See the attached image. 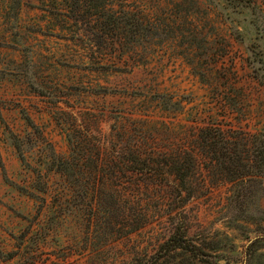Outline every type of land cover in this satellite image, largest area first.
<instances>
[{
	"label": "rangeland",
	"instance_id": "rangeland-1",
	"mask_svg": "<svg viewBox=\"0 0 264 264\" xmlns=\"http://www.w3.org/2000/svg\"><path fill=\"white\" fill-rule=\"evenodd\" d=\"M229 1L126 0L125 10L132 9L144 21L160 22L165 28L158 27L157 35L133 43L142 55L138 63L133 65L124 56L94 65L88 56L79 57L75 43L48 35L45 25L56 21L37 9L40 0H22L16 18L4 8L6 0H0V264H123L139 250L152 254L170 235L179 216L188 237L198 242L219 241L229 247L222 251L227 262L220 264L264 262L263 258L247 260L245 256L249 241L264 236V222H239L241 227H235L226 212L230 184L207 171L198 158L187 176L190 196L182 207L174 210L175 202L169 201L166 214L153 219L152 211L149 224L126 236L95 234L75 210L69 209L64 220L60 219L56 199L62 179L43 167L48 144L57 154L68 153L62 122L71 124L78 112L87 129L97 122L101 134H107L115 110H129L132 98L140 92L147 95L151 121L173 127L171 144L185 129L190 133L212 120L247 136L260 131L264 88L251 78L245 56L246 46H264V34L261 38L254 35L248 26V10ZM245 1L254 2L264 13V0ZM234 30L241 32L243 43L234 38ZM182 48L202 52L196 51L195 57L169 53ZM193 66L205 67L212 74L209 85L201 82ZM31 70L48 87L50 97H39L29 90L24 75ZM226 78L231 84L225 91L229 105L223 110L214 93L223 88ZM164 93L181 101L182 110L164 113L150 101L154 94ZM238 94H243V99L236 105ZM25 116L35 129L29 127ZM9 132L26 138L30 134V142L40 138L39 146L25 153V162L11 146ZM38 173H49L45 195L40 192L44 186L37 180ZM27 194L38 197L32 199ZM258 205L264 208L263 197ZM168 213L174 218L168 219ZM183 260L169 258L159 264H200Z\"/></svg>",
	"mask_w": 264,
	"mask_h": 264
},
{
	"label": "trees",
	"instance_id": "trees-1",
	"mask_svg": "<svg viewBox=\"0 0 264 264\" xmlns=\"http://www.w3.org/2000/svg\"><path fill=\"white\" fill-rule=\"evenodd\" d=\"M21 1L6 0L4 8L14 12L16 18ZM125 1L40 0L37 9L48 12L56 21V24L47 22L45 25L48 35L75 43L80 50L79 57L88 56L94 65H99L103 60L113 62L125 56L134 65L142 55L133 43L157 35L158 27H165L160 22L144 21L132 9L125 10ZM229 2L248 10L249 29L261 38L264 34L262 10L254 2ZM233 36L240 43L245 41L238 30L233 31ZM261 45L246 46L245 62L251 78L264 88V46ZM197 49H173L169 53L195 57L196 51L202 52ZM193 69L201 82L209 85L212 74H208L205 67L193 66ZM24 77L32 93L50 97L48 87L42 84L37 72L31 70ZM222 84L223 88H217L214 96L218 107L225 110L229 105L225 91L230 89L231 82L226 78ZM237 89L241 91L239 87ZM242 96L236 95V105L241 103ZM173 99L167 93L150 97V101L154 100L161 111L168 114L182 110L181 101ZM132 103L129 110H115L110 118L109 132L104 135L98 130L97 122H92L93 128L87 129L79 120L78 112L72 117L71 124L62 122L67 155L57 154L50 144L46 146L48 154L43 167L46 172H56L62 179L56 199L60 219L64 220L71 209L77 211L79 218L84 219L97 235L134 233L149 224L152 211L153 219L166 214L164 208L169 201L175 202L174 210L182 207L190 196L187 194V176L198 158L207 171L230 184L226 212L235 227H241L239 222H264V208L258 205L259 199L264 198V121L260 131L247 136L237 128L212 120L190 133L185 129L171 144L169 137L175 131L170 124L158 125L151 121L147 95L140 92L139 97L132 98ZM24 119L30 128L35 129L28 116ZM29 136L20 137L9 132L10 144L22 162H25V153L30 147L39 146L40 138L36 136L30 142ZM161 137L167 140L162 141ZM48 174H37V180L44 186L40 191L43 195L48 187ZM27 195L32 199L38 197ZM168 214V219L174 218ZM262 241L264 236L249 241L245 247L247 260L264 259V252L258 254L264 249ZM227 248L219 241L198 242L196 238L188 237L185 222L179 216L174 220L170 235L152 254L139 250L123 264H159L176 257L190 263L220 264L221 261L227 262L222 252Z\"/></svg>",
	"mask_w": 264,
	"mask_h": 264
}]
</instances>
